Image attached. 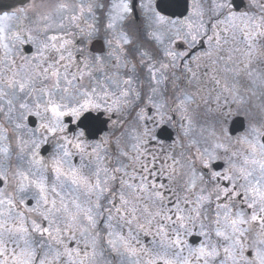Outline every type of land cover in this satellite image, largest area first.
I'll use <instances>...</instances> for the list:
<instances>
[{
	"label": "snow or ice",
	"instance_id": "snow-or-ice-1",
	"mask_svg": "<svg viewBox=\"0 0 264 264\" xmlns=\"http://www.w3.org/2000/svg\"><path fill=\"white\" fill-rule=\"evenodd\" d=\"M0 264H264V0H0Z\"/></svg>",
	"mask_w": 264,
	"mask_h": 264
},
{
	"label": "water",
	"instance_id": "water-1",
	"mask_svg": "<svg viewBox=\"0 0 264 264\" xmlns=\"http://www.w3.org/2000/svg\"><path fill=\"white\" fill-rule=\"evenodd\" d=\"M172 10L177 11V13H179V11H181L182 8H174V9H172Z\"/></svg>",
	"mask_w": 264,
	"mask_h": 264
},
{
	"label": "flooded vegetation",
	"instance_id": "flooded-vegetation-1",
	"mask_svg": "<svg viewBox=\"0 0 264 264\" xmlns=\"http://www.w3.org/2000/svg\"><path fill=\"white\" fill-rule=\"evenodd\" d=\"M181 2H182V0H181ZM95 47L98 49V48H99V44L96 43V44H95ZM95 54H99V53L97 52V53H95Z\"/></svg>",
	"mask_w": 264,
	"mask_h": 264
},
{
	"label": "rangeland",
	"instance_id": "rangeland-1",
	"mask_svg": "<svg viewBox=\"0 0 264 264\" xmlns=\"http://www.w3.org/2000/svg\"><path fill=\"white\" fill-rule=\"evenodd\" d=\"M241 131H243V129H241Z\"/></svg>",
	"mask_w": 264,
	"mask_h": 264
}]
</instances>
